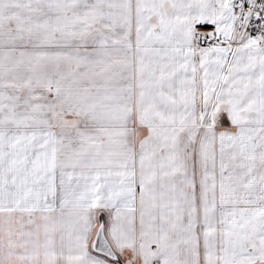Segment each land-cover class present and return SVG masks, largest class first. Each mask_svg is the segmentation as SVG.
Masks as SVG:
<instances>
[{"label": "snow or ice", "instance_id": "6c2138e0", "mask_svg": "<svg viewBox=\"0 0 264 264\" xmlns=\"http://www.w3.org/2000/svg\"><path fill=\"white\" fill-rule=\"evenodd\" d=\"M0 264H264V0H0Z\"/></svg>", "mask_w": 264, "mask_h": 264}]
</instances>
